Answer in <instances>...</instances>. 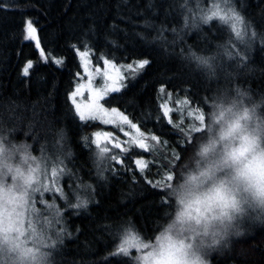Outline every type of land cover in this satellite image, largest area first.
<instances>
[{
    "label": "trees",
    "instance_id": "1",
    "mask_svg": "<svg viewBox=\"0 0 264 264\" xmlns=\"http://www.w3.org/2000/svg\"><path fill=\"white\" fill-rule=\"evenodd\" d=\"M29 20L35 40L25 39ZM80 52H88L94 65L103 58L117 64L148 61L104 105L137 124L148 141L157 137V150L134 144L115 151L121 153L117 162L101 158L107 155L92 139L99 126L81 121L71 101L82 72ZM225 85L264 96V0H0V133L26 146L31 157L62 162L59 191L34 199L41 221L59 211L60 223L48 235L55 241L59 229L61 240L40 246L37 259L139 264L140 236L151 240L171 206L165 185L173 179L167 176L199 135L177 126V115L167 116L163 97L204 115ZM79 200H87V207H72ZM16 258L0 250V264H37ZM210 261L264 264V221L250 220L244 235Z\"/></svg>",
    "mask_w": 264,
    "mask_h": 264
},
{
    "label": "clouds",
    "instance_id": "2",
    "mask_svg": "<svg viewBox=\"0 0 264 264\" xmlns=\"http://www.w3.org/2000/svg\"><path fill=\"white\" fill-rule=\"evenodd\" d=\"M204 115L172 174L165 219L151 240L140 236L148 247L140 249L139 264H211V255L243 236L250 220L264 221V96L225 85ZM17 149L0 133V193L15 192L27 203L32 186L25 183L29 172ZM37 264H49L48 256Z\"/></svg>",
    "mask_w": 264,
    "mask_h": 264
},
{
    "label": "rangeland",
    "instance_id": "3",
    "mask_svg": "<svg viewBox=\"0 0 264 264\" xmlns=\"http://www.w3.org/2000/svg\"><path fill=\"white\" fill-rule=\"evenodd\" d=\"M217 13L220 10L215 11ZM79 59L82 66V72L79 75V81L76 85L74 92H76L77 88L80 87V92L77 93L75 97L76 104L86 105L92 103L95 99V94L97 92L105 91V85L107 84L109 87L113 85L115 81V85L120 88V91L127 85V83L133 79H135L136 75H138L142 68L138 67L140 62L134 63H125V64H117L111 60L106 58L101 59L97 65H94L90 59V55L88 52H80ZM107 61V63H105ZM107 73V75H105ZM73 92V93H74ZM72 93V94H73ZM113 93L108 91L106 95H104L101 99L97 102L101 104L104 108L108 109L111 112L112 107H108L104 105L106 99L110 97ZM71 101L72 96H71ZM74 105V104H73ZM75 107V105H74ZM163 107L166 112L167 116L172 120L174 116L177 115V121L172 120L174 123L176 122L177 126H186L187 128H194L199 124V121L196 119V116L200 113L194 111L193 109L187 110L186 104L179 100H174L171 96H164L163 97ZM120 112V111H119ZM122 113V112H121ZM190 113H192L190 115ZM78 115V114H77ZM108 117H98L95 120H86L85 122H93L99 126L98 130H94L92 132L93 141L98 149V152L101 153L104 147H107L109 151L106 154L107 156L101 157L106 158L108 156L115 157L116 162L119 161L121 153L115 151H122L126 147L131 145H137L136 143H132V138L137 135L134 129L130 130L128 125H121L117 121L113 120L112 122H105ZM129 119V118H128ZM133 123V122H132ZM137 125V124H136ZM138 126V125H137ZM139 128V127H138ZM140 132L142 133L141 129L139 128ZM97 134H100L99 137ZM144 134V133H143ZM148 136L145 134L141 139L144 140V143L149 145L148 148L151 150H157L156 143L150 138L149 141ZM158 141V140H157ZM116 143H120V148H115L114 145ZM140 148V147H139ZM148 148H140V149H148ZM25 154L22 153V157L24 158ZM61 161L47 159L46 157L43 158H35L34 160H30L26 167L32 168L33 176L35 178L36 183H34L33 187H36L37 184L43 185L44 188H41L39 192L33 194L32 188L29 190V196L26 204H30L31 200L35 199L37 194H42L45 192H52L59 187L60 178L58 177L61 174ZM141 166V165H140ZM45 188L47 190H45ZM21 203H25L19 196V194L15 192H11L4 196L3 193H0V229H4L8 227L7 220L4 219V210L10 211L14 206H17V212L20 211L18 205ZM6 205V206H5ZM27 220V213H25V223ZM35 220V217H33ZM49 220V219H46ZM27 226V225H25ZM38 226V225H37ZM15 227H19V224H16ZM13 239H19L15 230L8 233ZM43 246L38 240H33L27 232L24 234V243L21 245V248L12 251L9 249L7 243L3 240H0V250L7 251L8 253H13L15 258L24 259L26 263H37L38 255L42 254V247ZM23 249H31V253L28 255L24 254ZM40 256V255H39ZM34 257V258H33Z\"/></svg>",
    "mask_w": 264,
    "mask_h": 264
},
{
    "label": "snow or ice",
    "instance_id": "4",
    "mask_svg": "<svg viewBox=\"0 0 264 264\" xmlns=\"http://www.w3.org/2000/svg\"><path fill=\"white\" fill-rule=\"evenodd\" d=\"M235 19L237 20L238 23L243 24V20L241 17L238 15L235 16ZM26 32L27 35L25 36V39H37L36 37V29L33 27L32 22L29 20L27 21L26 24ZM237 37H241V32L238 30L236 32ZM37 46H38V40H37ZM192 58L196 59L199 63L203 65H208V60L204 59L203 57H197L195 54H192ZM100 59V58H98ZM57 63H60L57 61ZM107 63V61L105 62ZM148 63L147 60H144L138 64V67L143 68L144 65ZM32 67V63L29 62L27 66L23 69V74L25 76L28 75V70ZM107 75V73L105 74ZM108 91L111 92H119L120 88L115 85V81L113 82V85L109 87L107 84L105 85V91L102 92H97L95 94V99L93 100L92 103L86 104V105H81V104H76L75 102V97L77 93L80 92V87L77 88L76 92L72 94V100L73 104L75 105V114H78V117L81 121H86V120H95L98 117H108L105 122H112L113 120L117 121L121 125H128L129 129L132 130L134 129L137 133L136 136L132 138V143H136L139 145L140 148H148L149 145L144 143V140L141 139L143 137V133L140 132L138 126L134 123H132L127 116H125L123 113L119 112L117 109L113 108L111 109V112L108 111V109L104 108L101 104H99L97 101L101 99ZM167 109H166V114H167ZM192 113H190L191 115ZM196 119L200 122L202 125L204 121V115L203 113L199 114L196 116ZM171 122V121H170ZM193 131L195 132H200L201 127H194ZM100 134H97L99 137ZM152 140H157L158 138L155 136L151 137ZM115 148H120L121 145L120 143H116L114 145ZM17 151H23L25 153V156L23 158V162L25 164H28L30 160H34V157H31L29 154H27V147L26 146H21ZM109 149L107 147H104L102 149L101 155L103 153H107ZM176 159H179V155L175 154ZM109 159H115V157H109ZM137 165H141V169H143L144 162L141 160H137L135 162ZM33 169L29 168L28 172L29 174L24 177L25 183L29 186H32V192L33 194L36 192H39L41 188H44L43 185L37 184L36 187H33L34 183H36L35 178L33 176ZM17 173H20V170L17 169ZM22 175V174H21ZM173 179V175L169 173L167 176V180L171 181ZM166 187H170L171 183H168L165 185ZM91 187V186H87ZM45 190H47L45 188ZM59 191V189H57ZM88 205L87 200H79L76 204L72 205V207L75 208H86ZM20 211L17 212V206H14L10 211L4 210V219L7 220L8 227L4 229H0V240H3L5 243L8 244L9 249L12 251H16L21 248V245L24 243V234L27 232V234L33 239V240H38L42 245L47 246V247H52L57 241L61 240L62 236V231L57 229L55 232L56 240L53 241L51 239V236L48 235V230L53 227V224H59V216L60 213L57 210L55 216L53 219L49 220H43L41 221L39 215L37 214V210L35 208V201L32 199L30 204L26 203H21L18 205ZM25 213H27V220L25 223ZM33 217H35V220H33ZM16 224H19V227H15ZM27 225V226H25ZM37 225H40L38 228ZM15 230L17 233L19 239H13L10 235H8L9 232ZM138 243H140L138 241ZM143 247H148V245L143 244ZM24 254L28 255L31 253V249H23ZM150 255V254H149ZM34 258V257H33ZM145 261H147V257H144ZM158 264H164L163 261L158 262Z\"/></svg>",
    "mask_w": 264,
    "mask_h": 264
}]
</instances>
